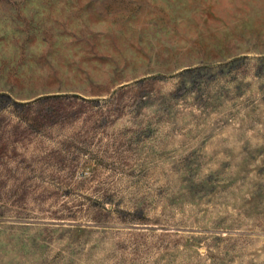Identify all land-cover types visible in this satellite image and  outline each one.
Segmentation results:
<instances>
[{
	"label": "rangeland",
	"instance_id": "rangeland-1",
	"mask_svg": "<svg viewBox=\"0 0 264 264\" xmlns=\"http://www.w3.org/2000/svg\"><path fill=\"white\" fill-rule=\"evenodd\" d=\"M0 264H264V0H0Z\"/></svg>",
	"mask_w": 264,
	"mask_h": 264
}]
</instances>
